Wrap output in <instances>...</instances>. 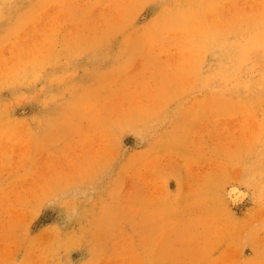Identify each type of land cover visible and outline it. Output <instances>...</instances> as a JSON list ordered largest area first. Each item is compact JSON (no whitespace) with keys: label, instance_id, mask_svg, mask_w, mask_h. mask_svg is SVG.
<instances>
[{"label":"rangeland","instance_id":"rangeland-1","mask_svg":"<svg viewBox=\"0 0 264 264\" xmlns=\"http://www.w3.org/2000/svg\"><path fill=\"white\" fill-rule=\"evenodd\" d=\"M0 264H264V0H0Z\"/></svg>","mask_w":264,"mask_h":264},{"label":"bare ground","instance_id":"bare-ground-1","mask_svg":"<svg viewBox=\"0 0 264 264\" xmlns=\"http://www.w3.org/2000/svg\"><path fill=\"white\" fill-rule=\"evenodd\" d=\"M235 191H236V190H235ZM237 193H238V192H237ZM234 194H235V192H234ZM231 196H232V195H231ZM231 196H230V197H231ZM235 196H236V195H235ZM237 200H238V199H237ZM234 201H235V200H234ZM234 201H233V202H234Z\"/></svg>","mask_w":264,"mask_h":264}]
</instances>
